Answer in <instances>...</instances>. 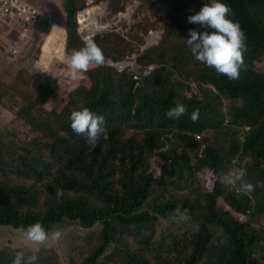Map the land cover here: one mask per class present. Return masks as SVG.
<instances>
[{
  "label": "trees",
  "instance_id": "16d2710c",
  "mask_svg": "<svg viewBox=\"0 0 264 264\" xmlns=\"http://www.w3.org/2000/svg\"><path fill=\"white\" fill-rule=\"evenodd\" d=\"M65 1L66 9H72L70 16L84 7V0ZM140 1L151 6V10L169 7V35L173 38L179 36L177 45L170 46L171 52L183 54L178 73L197 80L209 79L204 65L195 59L186 39L189 38V29L205 30L200 25L189 23L187 18L210 0ZM221 2L232 9L233 20H240L254 38L264 41V0ZM145 13L140 9L134 12L135 24L142 23ZM67 28L69 52L83 47L72 21ZM64 42L65 38L58 41L52 35L44 55L53 54V46L59 55L64 50ZM163 47L167 48L166 40ZM259 51L262 52V48L257 46L250 50L249 56ZM166 56L168 48L161 53V58ZM175 61L176 57L169 60ZM54 74L72 86L69 91L61 92V99L54 106L47 108L41 104L53 94L50 86L43 84L37 90L39 107L35 108L34 102L30 106L19 102L17 98L21 96V90L14 84L0 81V225L16 230L37 221L46 230L64 223L73 225V229L60 239L59 249L42 248L34 254L37 256L35 264H60L63 258L76 250L73 244L84 241L90 243V253L78 263L73 259V264H173L172 252L182 244L192 249H189V254L184 252L186 262L182 261L183 264H257L252 259L253 250L245 257L240 248L242 240L250 235L249 226L239 224L226 211L232 207L243 210L248 205V197L227 189L223 181L195 180L193 172L202 166L219 169L220 163L230 161L236 152L221 154L220 148L211 147L206 157L194 166H191L189 158H186L185 168L181 165L188 148L196 147L192 141L193 133L210 128L214 130L218 143L229 142L235 129L224 127L219 120L230 113L234 124L241 125V114L245 108L252 110L254 124L260 132V137L252 139L264 147V74L257 73L243 86L222 90L218 96L206 101L196 95L188 98L194 85L187 86L182 97L192 110L199 109L196 122L186 114L172 121L166 117L165 109L171 108L168 104L175 101L177 92L166 89V81L158 71L136 87L127 77L116 81L108 78V73L99 71L96 74L93 69L84 73L82 79L74 80L64 64L59 65ZM30 81L26 79L24 85L28 87ZM157 87L162 91L158 92ZM3 96L7 102H3ZM236 97L244 100L243 109L236 106L223 109L225 98ZM157 101H161L163 106H154ZM84 107L105 119L107 139L102 138L95 148L88 145L84 135L76 134L71 128V113ZM127 121H133L134 128L142 127L147 134L151 133L150 127L156 122L161 121L165 129H168L167 124L175 125L178 141L183 142L181 154L177 155L175 148L162 157L164 164L158 185L170 195V199L157 205L151 203L152 209H145V204L152 195L154 178L138 175L142 147L136 138L128 139V133L123 130ZM23 134H27L26 138H22ZM149 139L150 136L147 137ZM263 147L252 155L253 164L248 168L245 182L254 186L252 193L264 188V168L257 167L264 159ZM57 189L63 191L59 199ZM183 191L187 192L184 197L178 193ZM221 197L226 200L223 206ZM178 206L187 208L191 217L181 234L174 236L175 232L159 230L162 218H167V214ZM217 226L224 230L220 235L224 239L219 243L214 242L213 228ZM91 230L94 231L89 235ZM154 239L165 241L152 243ZM94 240L97 243H93ZM110 243L115 247L106 254ZM17 252L10 253L0 248V264H12ZM22 252L25 258L31 255Z\"/></svg>",
  "mask_w": 264,
  "mask_h": 264
},
{
  "label": "clouds",
  "instance_id": "9594fccd",
  "mask_svg": "<svg viewBox=\"0 0 264 264\" xmlns=\"http://www.w3.org/2000/svg\"><path fill=\"white\" fill-rule=\"evenodd\" d=\"M102 1L105 0H84V7L70 16L72 9H66L65 0H59V3L56 0H42L41 2L46 4V9H43V5L45 4H40L41 2L0 0V31L3 32L0 34V50L5 52L9 57L19 56L22 53V48L15 45L14 42L26 45L30 42L29 32L35 33L36 29H40L42 33L48 36L55 31L56 27H59L64 32V47L68 48L67 26L72 21L76 26L77 35L83 41V47L74 49L71 52L67 51L62 58V62L67 66L71 78L74 80L82 79L84 73L89 71V69H93L96 74L99 71L108 73V78H114L116 81L122 77H127L133 83V87H136L145 83L158 71L162 79L166 81V89H175L177 92L174 98L175 101L168 104L171 108L168 111L165 109L166 117L169 120L178 119L185 114L193 122L199 119V109L192 110L183 101L182 96L189 85H194V87L188 94V98L196 95L199 99L206 101L214 98V96H218L222 90L228 91L243 86L245 83L250 82L257 73L264 74V72L259 70L262 61H258L264 55V41L254 38L249 28L243 26L240 20H233L231 18L233 15L232 9L227 4L221 2V0H210L198 12L187 18L189 23L200 25L205 29L202 32L189 29V38L186 39V44L190 47L191 53L196 60L202 62L205 71L209 75V79L201 80L182 76L178 73L177 68L182 61L183 54L180 52L174 55L171 52V45L168 46L167 41L168 56L161 58V53L167 51V48L163 47L164 40L170 37L179 41L178 35L175 38L169 35V20L165 21L158 18L161 14H166L169 17V7L165 6V10H151V6L142 4L140 0H129L126 3L123 0H113L119 4L107 20V8L103 5ZM62 8L63 13L61 12ZM140 8L144 12H147L143 14L146 15V18L142 20V23L146 22L152 25L161 23L164 28H167V31L166 29L165 31H162V29H151L150 35L154 42L152 46H158L152 50L149 48L151 46L141 45L138 50L122 52L121 54H118L120 52L118 50L106 48L103 42L104 34H119L126 25L135 24L134 12H137ZM94 11L96 15H94ZM114 14L117 15L114 16ZM93 23L102 27V29L91 34L89 29ZM6 29H9V34L5 33ZM166 34L167 37H165ZM122 40L130 41L128 37L124 36ZM257 46L262 48V52H256L254 56L250 57V50ZM174 57H176L177 61L169 62ZM159 59H161L160 62ZM0 81L3 83V79L0 78ZM71 86V83H67L66 88L56 93L60 98L54 101L52 99V106L61 99V92L69 91ZM50 87L54 90L53 83ZM156 90L160 92L162 88L157 87ZM23 96L24 94L21 90V96L17 98L20 103L30 106L34 102L36 105L33 107H39L36 99L28 102ZM174 104L176 105L172 107ZM154 106H163V104L161 101H157ZM234 106L237 109H243L245 107L244 100L241 97L225 98L223 100V109L233 108ZM229 114L219 121L222 122L224 127L235 129L234 137L229 142H221L220 144L214 137V130L212 131V138L208 140L210 128L193 133L192 141L196 143V147L188 148L181 166L183 168L186 167V158H189L191 166H194L200 159L206 157V153L211 147L220 148L221 154L229 151L236 152V156L230 161L221 162L219 169L202 166L198 169L195 168L193 172L195 180L205 178L214 183L223 181L227 189L235 191L241 196L245 195L248 197L246 199L248 205L243 210L239 211L232 207L226 208V211L239 224L249 226L250 235L242 240L243 246L240 248L245 257L250 250H253L252 259L257 264H260L264 262V201L257 210H254L251 200L254 186L245 181L248 178L247 175H249L248 168L253 164L252 155L259 153V147H263V145L252 139L260 137V132L254 124L250 108L242 110L241 117L243 122L241 125H235L232 116L230 118ZM70 119L72 130L78 135H84L91 148H95L102 138L107 139L108 132L105 126V119L102 115H97L89 108L84 107L81 110H74L70 115ZM132 125H134L133 121H127L123 125V130L128 133V139L133 137L141 143L143 155L138 175L141 174L140 169L144 165L143 156L157 144L162 143L165 136L169 139L168 148L165 153L176 148L172 146L169 149V145L172 143H175L179 149L177 155L181 154L184 150L182 146L183 142L178 141V131L175 130V125L167 124L168 129H165L161 121L156 122L155 125L150 127V134L144 133L142 127L136 129ZM148 136H150L149 140H147ZM247 142L249 146H245ZM151 155L153 159L155 155L157 156L155 153ZM161 160L164 162L163 159ZM155 163L158 169L154 170L150 175L144 174L154 178L152 193L155 189H160L158 183L162 176V166L164 164L161 165L156 160ZM257 167L258 169L260 167L261 169L264 168V159L258 163ZM223 172L226 173L225 177L223 176ZM258 190L264 191V188H258ZM163 192L164 195H168L165 200H169L170 195L165 191ZM56 196L57 199L61 198L63 191L57 189ZM224 201H226L225 198L221 197V206H223ZM149 203L161 204L157 201L151 202L150 200ZM173 214L180 221L187 222L191 219L189 210L178 206L172 213L167 214V218H162V220H168ZM173 225H176V223L174 222L170 226ZM0 226L3 227L4 225ZM19 230L27 241L34 244L46 245L47 242H52L49 246L40 247L39 251L42 248L59 249L61 246L60 239L67 233L63 225H59L52 230H46L39 221L26 228L21 227ZM92 231L94 230L88 231V234H92ZM181 231L183 229H179V234L176 233L174 236L180 235ZM223 239L224 237H219L217 243ZM162 241L165 240L154 239L152 243ZM189 249L190 251L192 250L189 245L182 244L174 250L172 252L173 264H183L182 261L185 263L184 252L185 254H189ZM36 260L37 256L30 255L25 258L24 253L21 251L16 253L12 264H35Z\"/></svg>",
  "mask_w": 264,
  "mask_h": 264
},
{
  "label": "rangeland",
  "instance_id": "374dc122",
  "mask_svg": "<svg viewBox=\"0 0 264 264\" xmlns=\"http://www.w3.org/2000/svg\"><path fill=\"white\" fill-rule=\"evenodd\" d=\"M129 0H123L126 3ZM59 3V0H56ZM103 5L107 8L106 19H109V15L112 14L116 7L118 6L117 1L113 0H105L102 1ZM40 4H45L41 2ZM43 9H46V4L43 5ZM140 11L145 13L141 8ZM63 13V8L61 10ZM117 14H114L116 16ZM141 16V15H138ZM160 20H169V17L166 14H161L158 16ZM105 20V18H104ZM59 27L55 28V31L48 36L45 33H42L40 29H36L35 33H29L30 42L28 44H19V42H14L15 45L20 46L22 48V53L16 57H9L5 52L0 50V77H2L3 82L7 85L14 84L16 88L22 90L26 101L30 102L31 100L36 99L37 90L42 88L43 84L50 85L53 83L54 92L49 96L47 102L41 104L44 107H51V100L54 101L59 99L60 97L56 95L62 89L66 88V81L64 78L57 77L54 72L57 71V67L61 64L62 58L67 53L68 48L64 47V50L59 55L55 52H58L57 48L53 46L52 52L53 54L44 55V49L47 45L49 38L53 35V38H56L58 41H62L64 39V34L62 33ZM99 28V27H96ZM151 29H162V31H167V28H164L161 23L156 25H152L150 23H139V24H128L120 31L119 34H104V46L110 50H118L120 52L134 51L140 49L141 45L151 46L152 50L155 49L158 45H154L152 41L150 32ZM3 33L0 31V34ZM5 33L9 34V29H6ZM128 37V40H122V38ZM167 37V34L166 36ZM29 39V37H28ZM132 41V42H131ZM168 46H176L177 40L172 39L170 37L167 38ZM5 45V44H4ZM44 55L40 60L41 55ZM262 61L259 66V70L264 72V55L258 60ZM26 79H31L30 84L26 87L24 81ZM3 102H7V98L3 96ZM39 105V104H38ZM212 129L208 131V140L212 138ZM27 134H23L22 138H26ZM169 139L167 136L164 137V141L160 144H157L151 151L147 152L143 156L144 165L140 169L141 174L150 175L157 170L155 160L158 161L161 165L164 163L161 159L168 148ZM175 146L177 151H179L177 145L172 143L169 145V149ZM152 153L157 154L152 158ZM226 173L223 172V176L225 177ZM179 195L184 197L187 192H178ZM168 195H164V192L161 189H155L151 195L150 201H157L158 203H162L165 201ZM251 200L253 204L254 210H257L264 201V191L258 190L254 193H251ZM145 209H152L151 204L146 202ZM176 223L174 226H170L172 223ZM186 223L184 221H180L175 214L171 216L168 220H161L159 224V230H170L179 234V229H184L186 227ZM192 229V225H190ZM63 228L65 232L71 231L73 229V225L71 223H64ZM215 232L214 241L217 242L219 240L220 235L223 233V229L221 226H217L213 228ZM93 243H97L95 240ZM52 244L51 241L47 242L46 245L34 244L30 241H27L20 230L13 229L8 226H0V248L9 251L10 253H14L17 251H26L31 255L36 254L42 246H49ZM76 248L73 252L70 253L69 257L63 258L64 261H60V264H73V259H76V263L84 260L87 254L90 253V243L82 242L75 243L72 245ZM114 247V243L110 244L106 254H109L110 250ZM64 254V253H62ZM80 264V263H79Z\"/></svg>",
  "mask_w": 264,
  "mask_h": 264
},
{
  "label": "bare ground",
  "instance_id": "6f19581e",
  "mask_svg": "<svg viewBox=\"0 0 264 264\" xmlns=\"http://www.w3.org/2000/svg\"><path fill=\"white\" fill-rule=\"evenodd\" d=\"M93 13H94V15H96L95 11ZM96 27H99V26H97L95 23H93V25H91V28L89 29L91 34L95 33L96 31H100V29H102V27H99V28H96Z\"/></svg>",
  "mask_w": 264,
  "mask_h": 264
},
{
  "label": "crops",
  "instance_id": "0c3cea01",
  "mask_svg": "<svg viewBox=\"0 0 264 264\" xmlns=\"http://www.w3.org/2000/svg\"><path fill=\"white\" fill-rule=\"evenodd\" d=\"M30 1H34L36 3H40L42 0H30Z\"/></svg>",
  "mask_w": 264,
  "mask_h": 264
}]
</instances>
